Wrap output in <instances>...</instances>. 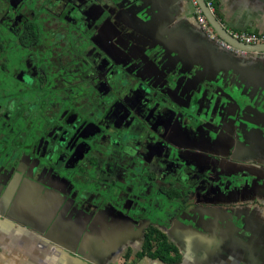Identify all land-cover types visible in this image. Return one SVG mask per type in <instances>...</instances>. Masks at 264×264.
<instances>
[{
	"label": "crops",
	"instance_id": "1",
	"mask_svg": "<svg viewBox=\"0 0 264 264\" xmlns=\"http://www.w3.org/2000/svg\"><path fill=\"white\" fill-rule=\"evenodd\" d=\"M80 2L87 18L111 11L96 47H128L122 60L135 62L145 107L133 106L144 116L134 144L150 154L129 158L133 174L102 176L115 199L96 208L98 195L10 178L2 149L0 264H264V53L224 47L193 0ZM207 3L229 33L264 35V0ZM150 228L174 262L145 252Z\"/></svg>",
	"mask_w": 264,
	"mask_h": 264
},
{
	"label": "rangeland",
	"instance_id": "2",
	"mask_svg": "<svg viewBox=\"0 0 264 264\" xmlns=\"http://www.w3.org/2000/svg\"><path fill=\"white\" fill-rule=\"evenodd\" d=\"M48 6L52 8V5L48 4ZM109 6H112V4L110 3ZM89 7L86 8L85 4L81 6V13L84 17L87 16V14L84 13H86ZM83 9L85 10L83 11ZM109 14V16L106 15L108 16L106 18L96 17L97 14H95L93 17L89 16L87 20H84L85 23L81 24V26L82 29L86 30L88 38L93 37L94 33L100 27L102 22L106 21V19L111 20V11ZM12 25L14 26V24ZM56 25L60 27L54 29L55 26H51L50 28L52 37L45 38L38 44V46L34 47L32 52H30L29 55H27V57L23 60L28 72L23 74L18 73V78L23 80L22 84L16 82V79L9 76V73L6 72L8 69L2 70V73L0 74V105L3 107L0 109V114H6L7 117L12 120L13 123H15L14 129L16 133L19 132L17 131V126L20 128L28 125L29 122L37 123L40 121V123L33 125V127H37L39 124H41V122H44L45 119L43 114L45 108L43 109L40 105L41 97L38 95V93L35 92L34 89L30 90L29 92H20L18 91V87H31L36 80H40L44 83V80L47 77V82H52V77L54 79L58 78L59 75H57V73L60 71L59 56L62 52L68 50L71 47V53H67L68 58L66 56L63 58L67 61L71 59V61H73L72 63H76V61L79 59V56H76L75 53H80V46H76V39L73 37V41H70L68 36L64 34V28L60 24ZM37 27L42 32L41 36H44V30L40 20L37 23ZM4 28L0 26L1 34L6 33ZM3 37L4 35H1V40L6 42V38ZM77 39L82 40L81 37H77ZM5 42L4 44L6 45ZM14 45L15 46L11 47L17 46L16 39ZM73 47L78 48L74 49ZM6 48L9 49V46H6ZM9 51L10 53L15 52V49H10ZM10 53L7 55L9 58H16L17 55L10 56ZM80 56H84L87 58V60L86 63L85 61H81L74 67V70L82 72V74L77 76L79 77L78 81H76L77 78H75L76 80H73V78L68 75V73L62 70V73H65L64 79L72 81L71 84H68L67 86L59 84L57 89L65 98H67L71 104H69L64 109L63 114L58 117V119H53L54 124H49L50 126H47V128L49 127L48 131L44 132L45 135H43L44 145L35 152V155H37L38 152H44L43 158L41 159L42 161L38 160L36 156L33 157L31 161L27 160V162L22 161L17 163V159V161H11V159H13L11 158L13 154L12 151L15 149V140L12 134L13 131H8L9 136L6 138L7 141L4 140L6 143L0 142V152L3 149L4 155L8 157L7 161H9L8 165L10 167L8 172L10 169H12L14 174H22L23 178L28 179V181L25 180V184L30 190H32L31 187L40 188L38 185L40 182L41 188L47 187L58 188L60 190L64 189L62 192L60 191V193L66 192L68 187H72L70 189L71 191L74 189V187H76V190H81L82 195L83 192L90 190H95L97 194L103 185L113 186L111 181L105 182V179L103 180V178L101 179L102 181H100L102 176L107 177L112 173H116V170L120 172L127 170V161L129 160V157L132 158L134 155H140V153H138L140 152L138 149L139 147L134 144V139L138 138L139 134L134 133L131 135L132 133L129 132L131 127H128V125L130 123L135 124V128L137 130L139 123L144 122L142 121L144 120V116H138V119H136L137 116L133 118L132 115H128L119 121V125L117 124L116 126V118H113V114L116 113V111H119L121 114H123L127 111L128 107L131 109L133 106L136 108L140 107L145 98L144 87L136 83L134 84V91L132 90L133 92L129 94L128 90L122 86L125 84V82H127V80L124 78L125 72L121 67L118 65H110L105 69L101 68L104 58H106L101 48L96 46L91 47L90 45L83 50ZM134 71L135 70L133 69L131 72ZM10 73L14 76H16L17 73L16 68L12 67L11 65ZM133 74H135V72ZM88 84H91V86L94 88L90 86L88 87ZM58 91L56 93H59ZM99 91L102 93V95ZM9 92H12L14 95L11 100L6 101L8 99ZM125 98L127 100L124 102ZM43 101L44 100L41 102L43 103ZM19 102H21L23 106ZM84 102L88 103L78 109L80 107V103L82 105ZM121 102L123 103L121 104ZM28 103H30V106H28ZM46 103L48 105V112H52L50 116H46L48 120L50 117H53V114L56 115L53 113L56 108H61L64 105L58 95L54 94L50 95ZM42 117L44 118L43 120H41ZM120 117L121 115L119 118ZM10 126L11 123L8 119H0V137L3 135L6 128L10 129ZM137 132L139 131L137 130ZM16 133L14 134L16 135ZM32 134L37 136L36 128H34ZM135 134L138 136H135ZM25 138L26 136L24 132H21L17 139L19 140V143L20 141L22 143ZM26 143H28V148L34 145L30 140H28ZM85 146L88 147L89 152L88 154L87 152H84L82 155L80 154V151L84 149ZM123 149H127L131 153H128L129 155H127L125 152H123ZM68 152L69 155H71L68 158L69 161L78 155V161L81 162L79 164L81 168L79 170L73 171V173H75L73 174L74 181L76 182V180H78L76 182V186L67 179H65L64 183H60V175L56 174L55 172L50 173L53 168L56 170V165L61 163V157H65ZM93 157H101V160L104 161V164H101V162L99 166L97 161L90 164L89 162ZM115 161H120V163H114ZM137 164H139L138 171H141L143 166H141L140 162L138 161L136 162V165ZM88 167H91L89 174L83 173L84 168L88 170ZM12 173L13 172H9L10 178L12 177ZM49 173L51 176L53 175V177L50 178V175L48 176ZM78 173H83L82 176H84L86 180L83 181ZM77 175L78 178L75 179ZM136 176H140V174L137 173ZM9 182H11V179ZM126 187L129 188L130 185H127ZM69 191L67 193H69ZM113 195L114 192L109 195H107V192H105L103 193L104 198L100 199L98 196H96V198L97 200L104 202ZM92 201L93 199L86 200L88 203H91Z\"/></svg>",
	"mask_w": 264,
	"mask_h": 264
},
{
	"label": "flooded vegetation",
	"instance_id": "3",
	"mask_svg": "<svg viewBox=\"0 0 264 264\" xmlns=\"http://www.w3.org/2000/svg\"><path fill=\"white\" fill-rule=\"evenodd\" d=\"M80 3H81L80 0H0V26H2L3 28L6 27V28H4L6 30V33L5 34L0 33V74L2 73V70L8 69V70H6V72L9 73V76L16 79L15 80L16 82L22 84L23 80L18 78V73L23 74V73L28 72L23 60L27 57V55H29L30 52H32L33 48L38 46V44L40 42H42L45 38H51L52 37L51 29H50L51 26L52 27L55 26L54 29L60 27L56 24H60L64 28V30H63L65 32L64 34H66L68 36L70 41H73V37H74L76 39V42H77L76 46H78V47L80 46V51H79L80 53L75 52L76 56H79V59H78V61H76V63H72L73 61H71V59H69V61H67L63 58L64 56H66V57L68 56L67 53H71L70 49H72V47L60 54V56H59L60 71L57 73V75H59V76L56 79H54L52 77L51 80L53 83L50 81L47 82L46 81V79L48 78L47 77V78H45L44 83L40 80H36L31 87H25V86H23L21 88L18 87V89H19L18 91H20V92H25V91L29 92L30 90L34 89L35 92H37L38 95L41 97V100H40L41 107L43 109L45 108V111L43 113L45 119L43 117L41 119V120L44 119V122H41V124H39L37 127L36 126L33 127V125L40 123V121L37 123L29 122L28 125L20 127V128H19V126L16 127L17 131H19L20 133L24 132V134L26 136L25 140L22 141V143H21V141H20V143L18 142L19 140L17 138L20 135V133L15 132V129H14L15 123H13L12 120H10L6 114H3V113H2V115L0 114V119H2V120L8 119L11 123L10 129L6 128L3 135H2L3 141L6 140V138L9 136L8 131H13L12 134H13V137L15 140V143H14L15 149L12 151L13 154H12L11 158H13V159H11V161H14L17 159L18 160V161L16 160L17 163H20L22 161L27 162V160L33 159V157H35V156L38 160H41L43 158L44 152H42V151L38 152L37 155H35V152L38 149H40L41 146L44 145L43 135H45L44 132L48 131L49 127L47 128V126L54 124L53 119H56V118L58 119V117H60L63 114L64 109L69 104H71L67 100V98H65L57 89L59 84H63L64 86L65 85L67 86L68 84H71V81H72V80L70 81V80L64 79L65 73H62V70H64L66 73H68V75H70L73 78V80H76L75 78H77L76 81H78L79 77H77V76L82 74V72L74 70V67L81 61L82 62L85 61V63H86V60H87V58H85L84 56L81 57L80 55L82 54L83 50L86 47H88L90 45H91V47L97 45V40L94 37L95 33H94L93 37L88 38L87 34H86V30L82 29L81 24L85 23L84 20L85 19L87 20V16L84 17L82 15V13H81V6L82 5ZM48 4L52 5V8H50V6H48ZM85 5H87V4H85ZM84 10L85 9H83V11ZM12 13H13V15H12ZM87 13H88V9H87L86 13H84V14H87ZM39 20H40L42 28L44 30V36H41L42 32L37 27V23L39 22ZM28 22L29 23L33 22L32 25H33L34 29L38 28V33L40 35L39 40L32 42V40L34 39L35 33H32L33 32L32 29L30 30V28L28 27V25H27V24H29ZM12 24H14V26ZM1 35H4L3 38H6V42L4 41L6 43V45L1 40ZM77 37H81L82 40L77 39ZM15 39H16L17 46L11 47V46H15L14 45ZM111 41H112V39H110V41H108L109 44L111 43ZM115 44L119 46V44H117V43H115ZM6 46L7 47L9 46V49H7ZM78 47H73V48L75 49ZM98 48H101L103 50L102 47H98ZM126 48H128V47H121V46L115 47L113 44L109 45V47H106L105 49H107V50H105V49H104L105 51L103 50L104 56H106V58H104V61H103L101 68L105 69L106 67H109L110 65L111 66L112 65L113 66L118 65L119 67H121L125 72L124 78L127 80V82H125V84H123L122 86H124V88L126 90H128V93L131 94L132 90H134V84H136V78H138V76L136 73L133 74L134 72H131L133 69L135 70V68H136L133 65L135 62L130 63L129 57L128 58L126 57L122 60L124 54H126V52L128 51ZM10 49H15V52H17V53H15V52L10 53V51H9ZM122 50H124V51H122ZM8 53H10V56H16V55L17 56H16V58L13 57V59H11L7 56ZM82 59H84V60H82ZM142 62H144V60H142ZM154 62H155V59H152V62L150 64L154 65ZM10 65L12 67L16 68V71H17L16 76H14L10 73ZM141 69H142V74H143V72H145L144 67L141 66ZM139 77H140V75H139ZM89 86L94 88L93 86H91V84H88V87ZM57 91L59 93H56ZM51 94L58 95V97L61 99V101L63 102L64 105L61 108L60 107L56 108V110H54V112H53L56 115L53 114V117L52 118L50 117V119L48 120V118L46 116H50V114L52 112H48V109H47L48 105H47L46 101L48 100V98L50 97ZM13 95L14 94L12 92H9L8 93V99L6 101L11 100ZM101 95H102V93H101ZM42 100H44L43 103L41 102ZM64 100H65V102H64ZM125 100H127V99L125 98L124 102H125ZM19 103L22 104L21 102H19ZM87 103L84 102V103H82V105L80 103V107L78 109L85 106ZM122 103L123 102H121V104ZM144 103H145V101H143L142 105H140L141 108H142ZM22 106H23V104H22ZM26 106H24V107H26ZM28 106H30V103H28ZM144 107L145 106H143V108ZM1 108H3L2 105H0V109ZM134 108L131 109L130 107H128L127 111L123 114H121L119 111H116V113L113 114V118H116V120H115L116 126H117V124L119 125V121H121L123 118H125L128 115H132L133 118L137 116L136 119H138L139 115L137 114V111L134 110ZM120 115H121V117L119 118ZM128 127H131L129 132L132 133L131 135H133L135 133L134 132L135 124L130 123L128 125ZM34 128H36L37 136H34V134H32ZM137 129H138V131H141L142 129L144 130V122L143 123L140 122ZM135 130H136V128H135ZM14 133H16V135ZM140 134H143V131ZM28 140L33 142L34 145L32 147H29V148L27 147L28 143H26V142ZM4 143H6V142L4 141ZM67 150H69V149H67ZM90 150H91V148H90ZM139 151L140 152H138V153H140V155H138V156L134 155V157H140L141 156V158H143L142 161L144 163V159L149 157L150 152L146 151L144 149V147H142V149L139 148ZM84 152L85 153L87 152V154H88V152H89L88 147L85 146V148L80 151V154L83 155ZM123 152H125L127 155H129L128 153H131L127 149H123ZM9 156H10V154H9ZM69 156H71V155H69V152H68L65 155V157H61L62 158L61 163L60 164L58 163L56 165V170H54V168H53V170H51L50 173L55 172L56 174H59L61 177L60 183H64L65 179H67V180L71 181L72 183H74L76 186V182L78 180H76V182L74 181L73 174H75V173H73V171L79 170L81 168L79 165L81 162L78 161V155L75 156L70 161L68 159ZM129 158H131V157H129ZM86 160H85V163H86ZM96 161L99 163V166H100L101 162H102L101 164H104V161L101 160V157H93L89 163L92 164V163H95ZM114 163H120V161H118V162L115 161ZM127 163H128L127 164V166H128L127 170H125L123 172L116 170V173H114V174H116V176L122 175L125 177V176H128L129 173H132L133 171H135L134 168L130 165V160H128ZM90 168L88 167V170L84 168L83 173L89 174ZM141 171H143V170H141ZM50 173L48 174V176L50 175ZM83 173H80V174L78 173V175H80V177L84 181L86 179L84 178V176H82ZM78 175H77V177H75V179L78 178ZM49 177L51 178V177H53V175L52 176L50 175ZM49 177H48V179H49ZM62 179H64V180H62ZM59 188H61V187H59ZM71 188L68 187V189L66 190V192H65L66 196H67V192ZM105 192H107V195L112 194V192H114L112 186H109V185L105 186L104 190L103 191L101 190L100 193L97 192V194H96V192H92V191H86L83 193H89L90 196L98 195V197L100 199H102V198H104L103 193H105ZM81 196H82L81 190H76V187H74V189L72 190V194L68 197H69V200H71V198H73V197L77 199V198H80ZM114 196L115 195H113L111 198H108V200L107 201L105 200L104 202H101V200H98V202L96 204H94V206L96 208H98L97 206H99L101 203H105V202L114 200Z\"/></svg>",
	"mask_w": 264,
	"mask_h": 264
},
{
	"label": "trees",
	"instance_id": "4",
	"mask_svg": "<svg viewBox=\"0 0 264 264\" xmlns=\"http://www.w3.org/2000/svg\"><path fill=\"white\" fill-rule=\"evenodd\" d=\"M208 2L210 0H207ZM214 3H212V6ZM29 23V22H28ZM33 22H30L28 27L30 30L32 29V33H35L34 39L32 42L39 40L40 35L38 33V28L34 29ZM111 39V36L109 37L108 41ZM167 237L163 233H161L156 228H150L147 236H146V245H145V252L148 253V255L154 259L161 258L162 260L166 262H174L173 259H171L168 255L173 250L172 246L167 242ZM144 252V253H145Z\"/></svg>",
	"mask_w": 264,
	"mask_h": 264
},
{
	"label": "water",
	"instance_id": "5",
	"mask_svg": "<svg viewBox=\"0 0 264 264\" xmlns=\"http://www.w3.org/2000/svg\"><path fill=\"white\" fill-rule=\"evenodd\" d=\"M199 7L201 8L203 14L205 15L209 25L212 29L217 33V35L226 41L228 44L233 46L234 48L244 51V52H259L264 53V45H246L241 41L235 39L220 23V21L216 18L210 6L208 5L206 0H196Z\"/></svg>",
	"mask_w": 264,
	"mask_h": 264
},
{
	"label": "built area",
	"instance_id": "6",
	"mask_svg": "<svg viewBox=\"0 0 264 264\" xmlns=\"http://www.w3.org/2000/svg\"><path fill=\"white\" fill-rule=\"evenodd\" d=\"M194 4L198 7V20L203 25L205 28L210 29V31H213L212 28H210L208 21L203 14L202 10L200 9L198 3L196 0H193ZM210 6V4H208ZM211 8V6H210ZM212 10V9H211ZM235 39L241 41L242 43L246 45H264V35L257 34V33H248V32H240V33H230ZM221 44L226 47L229 50H235L237 52L244 53V51L238 50L228 44L226 41L223 39H220Z\"/></svg>",
	"mask_w": 264,
	"mask_h": 264
}]
</instances>
